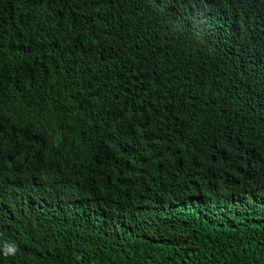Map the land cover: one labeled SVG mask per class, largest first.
Masks as SVG:
<instances>
[{
	"label": "trees",
	"instance_id": "16d2710c",
	"mask_svg": "<svg viewBox=\"0 0 264 264\" xmlns=\"http://www.w3.org/2000/svg\"><path fill=\"white\" fill-rule=\"evenodd\" d=\"M0 264H264V0H0Z\"/></svg>",
	"mask_w": 264,
	"mask_h": 264
}]
</instances>
